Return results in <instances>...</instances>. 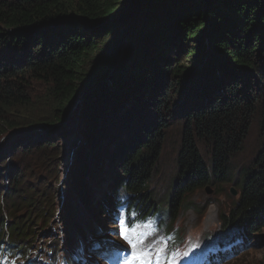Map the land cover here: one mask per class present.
I'll return each instance as SVG.
<instances>
[{"label":"trees","instance_id":"obj_1","mask_svg":"<svg viewBox=\"0 0 264 264\" xmlns=\"http://www.w3.org/2000/svg\"><path fill=\"white\" fill-rule=\"evenodd\" d=\"M107 70L109 79L74 111ZM252 129L262 144L241 166L235 158ZM169 134L177 144L176 179L161 198L150 190ZM24 136L27 152L54 159L59 140L83 136L71 177L85 212L112 203L108 190L93 196L107 175L125 184L142 210L159 201L175 214L195 190L234 183L240 191L231 219H224L258 234L264 0H0V160L14 152L11 144L25 147ZM9 162L2 164L13 184H0V196L12 202L0 199V230L22 249L51 230L56 197L30 187L20 194L21 176ZM19 204L28 212L23 220L13 215ZM73 210L60 229L66 248L86 233Z\"/></svg>","mask_w":264,"mask_h":264},{"label":"rangeland","instance_id":"obj_2","mask_svg":"<svg viewBox=\"0 0 264 264\" xmlns=\"http://www.w3.org/2000/svg\"><path fill=\"white\" fill-rule=\"evenodd\" d=\"M79 106L80 104L78 105L76 102L73 105V110L76 111V108ZM78 111L80 110L77 109V114ZM72 121L73 119L68 123ZM64 129L70 130L72 128L67 127ZM252 130L247 139L245 150L235 158V162L241 166L252 163L257 148L262 144L258 133L255 129ZM60 134L63 135V133ZM24 138L26 139L25 147H18L17 143L11 144V147L14 148V152L8 154L5 160H0V184H9L10 186L13 184V180H11L8 174H5L8 168L6 165V168H3L4 164H2L3 162L7 163L10 159L9 163H14L16 166V173L21 176L19 181L21 186L18 187L20 194H24L25 189L30 187L38 189L39 191L41 190L42 193H49L51 196L56 197L54 201V217L49 225L51 230L48 231L49 233L46 232L43 235H40L34 240V242L30 243L34 248L31 253V256H33L40 251L47 252L51 250V247L54 244L60 249L63 239L62 230H60L62 224L65 223V221L71 223V219L74 218L69 217L67 214V211L71 206L74 207L73 214L75 217L77 216L78 218H81V207L83 205H80L79 198L75 193L71 171L75 164L74 158L76 151L80 147L79 144L83 141V136L78 138L63 137L64 139L59 140L60 154L58 159H54L50 154L27 152L26 146L29 145L30 140L28 136H24ZM167 141L168 142L165 143V148L163 149L162 157L160 159L158 166L159 169L154 175L155 185H153V188L150 190L154 193H160L161 198H165L162 197L163 193L171 190L176 179L174 159L177 144L174 142V139L170 138V134L168 135ZM6 145L8 144L4 141L3 146ZM202 149L205 151V147H202ZM107 171H110L112 174L118 173L116 170L111 171L109 168H106V172ZM95 177L96 176H94V178ZM110 178L111 176L107 175L105 181L97 187L95 185L94 196L96 198L99 196V193H102L107 188L106 186L112 185L114 178ZM119 184L120 182L114 183L110 189H113V191L116 192ZM232 190H238L234 183H223L220 185L211 184L194 191L190 195L186 210L180 217L181 223L184 224V228L192 229V233L203 236L214 232H221V230H227L228 224L225 225L221 221L219 214L222 212L228 213L233 202L236 200V197L232 195ZM0 199L5 200L4 205L12 202L9 198L5 199L4 195H1ZM19 205L15 207V214L13 213V215H15L16 218L23 220L28 212L23 205ZM64 206L65 208L69 206L68 210L66 209L64 211ZM30 218L35 221V223L39 220L32 214H29V219ZM107 227L108 229L114 228V226ZM105 230L106 229L103 231ZM250 237L251 242L247 253L240 255L238 259H234L233 261H226V264H264V227L258 234H253ZM60 253L63 255L61 250Z\"/></svg>","mask_w":264,"mask_h":264},{"label":"snow or ice","instance_id":"obj_3","mask_svg":"<svg viewBox=\"0 0 264 264\" xmlns=\"http://www.w3.org/2000/svg\"><path fill=\"white\" fill-rule=\"evenodd\" d=\"M132 215L134 216L135 213ZM144 228L145 225L137 223L135 220H128L123 213L120 215L118 236L124 243L112 241L108 245L109 248L115 249L120 254V264H182L183 261L195 264V254L200 245H194L191 251L184 253L169 252L167 245L171 237L148 243L149 237L155 234V230L145 233ZM157 244H163V247H157ZM124 245H127V248ZM95 248L102 254L101 244H96ZM0 264H3L2 260H0Z\"/></svg>","mask_w":264,"mask_h":264},{"label":"water","instance_id":"obj_4","mask_svg":"<svg viewBox=\"0 0 264 264\" xmlns=\"http://www.w3.org/2000/svg\"><path fill=\"white\" fill-rule=\"evenodd\" d=\"M109 76H111V70L103 71L100 73L97 84H95L92 88H89L81 97L79 98V101L77 100V104H81V99L87 97L88 94L93 92L94 90H97L102 86V84L109 79ZM106 79V80H105ZM76 103V102H75Z\"/></svg>","mask_w":264,"mask_h":264}]
</instances>
